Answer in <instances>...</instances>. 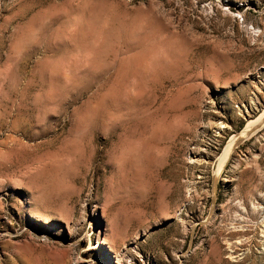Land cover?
Returning a JSON list of instances; mask_svg holds the SVG:
<instances>
[{"label": "rangeland", "instance_id": "rangeland-1", "mask_svg": "<svg viewBox=\"0 0 264 264\" xmlns=\"http://www.w3.org/2000/svg\"><path fill=\"white\" fill-rule=\"evenodd\" d=\"M263 113L264 0H0V264H264Z\"/></svg>", "mask_w": 264, "mask_h": 264}, {"label": "bare ground", "instance_id": "bare-ground-1", "mask_svg": "<svg viewBox=\"0 0 264 264\" xmlns=\"http://www.w3.org/2000/svg\"><path fill=\"white\" fill-rule=\"evenodd\" d=\"M264 116V113L259 117V120L262 118ZM259 120L257 119L256 120V122L258 121L259 122ZM256 122H251V123H249V124H247V127L244 129V131L242 132V134H241V136H243L244 137V135H245V133H246V131L254 124V123H256ZM240 135V134H239ZM237 137V136H236ZM240 137V136H239ZM238 138V137H237ZM242 139V138H241ZM239 140V139H238ZM237 143V140L236 139H231L229 142H228V144H227V146H226V148H225V151H224V153H223V155H222V157H220V161H219V167H218V172H219V170L221 169V166L226 162V160L228 159V157L230 156V154L232 153V149H233V147H234V145ZM99 244H104V242L102 241V239L98 242ZM79 259H81V260H83V258L82 257H80ZM80 260V261H81Z\"/></svg>", "mask_w": 264, "mask_h": 264}, {"label": "built area", "instance_id": "built-area-1", "mask_svg": "<svg viewBox=\"0 0 264 264\" xmlns=\"http://www.w3.org/2000/svg\"><path fill=\"white\" fill-rule=\"evenodd\" d=\"M248 30L253 37H258L260 35V32L253 29L252 27H249Z\"/></svg>", "mask_w": 264, "mask_h": 264}]
</instances>
